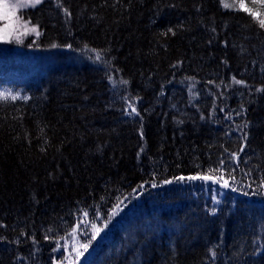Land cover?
Segmentation results:
<instances>
[{
    "label": "trees",
    "instance_id": "obj_1",
    "mask_svg": "<svg viewBox=\"0 0 264 264\" xmlns=\"http://www.w3.org/2000/svg\"><path fill=\"white\" fill-rule=\"evenodd\" d=\"M244 1L20 11L39 34L0 44V264H55L123 200L86 264H264V0Z\"/></svg>",
    "mask_w": 264,
    "mask_h": 264
},
{
    "label": "rangeland",
    "instance_id": "obj_2",
    "mask_svg": "<svg viewBox=\"0 0 264 264\" xmlns=\"http://www.w3.org/2000/svg\"><path fill=\"white\" fill-rule=\"evenodd\" d=\"M44 1V0H42ZM231 0H227L230 3ZM243 10H249L248 4L244 0H232L230 6L236 4ZM32 7L31 0H0V44H8L12 40H25L29 36H37L39 34L35 28L23 21L20 17V11L26 8ZM4 93L0 90V94ZM212 187L224 191L223 184L214 182ZM194 185V184H193ZM198 186V183L194 185V188ZM204 188H207L206 186ZM158 196H160L158 194ZM162 199H160L161 201ZM125 202H120L119 206L112 210L113 223L107 224V227L100 226L93 223L89 224L88 220L80 221L72 237L67 241L68 244H62L56 250L55 264H86L92 257L95 251L98 250L99 246L104 240L109 239L113 233L115 227H123L126 224L123 221L125 215ZM96 229H100L99 236H96ZM95 237V238H93ZM84 245H88L87 249Z\"/></svg>",
    "mask_w": 264,
    "mask_h": 264
},
{
    "label": "snow or ice",
    "instance_id": "obj_3",
    "mask_svg": "<svg viewBox=\"0 0 264 264\" xmlns=\"http://www.w3.org/2000/svg\"><path fill=\"white\" fill-rule=\"evenodd\" d=\"M40 3H42V0H31V6H32V7H35V6L39 5ZM58 6H60V5L58 4ZM224 6H225V7H228V5H226V4H225ZM65 12L67 13V9H65ZM168 31H169V32H172V29H169ZM165 34H167V33H165ZM172 34L175 35L174 32H172ZM52 47H56V45L53 44ZM67 47L71 48V45H67ZM85 47H87V46H85ZM97 58L99 59V57H97ZM109 79L111 80V77H109ZM122 83H123V84H127L128 81H122ZM235 83L240 84V83H243V82L237 80V81H235ZM14 98H15V97H13V99H14ZM130 107H131L132 113H136V109H135V107H132L131 105H130ZM130 114H131V113H130ZM136 115H139V113H136ZM245 138H246V135H245ZM233 155H235V154H233ZM221 163H223V162H221ZM174 179H176V180L179 182V181H183V180L185 179V177L181 176V177L174 178ZM187 179L190 180V181H195V180H198V179H199V180H202V181H207V180H211L212 178H211L210 176H190V177H188ZM164 183H165V184H171V183H173V181H172V180H165ZM262 183H264V182H262ZM152 186H153V187H156L155 184H153ZM141 187H142V186H141ZM223 187H224V188H227V187H228V183H227V181L224 182ZM249 187H251V186L249 185ZM233 191H235V189H233ZM244 195H248V193L245 192ZM213 199L215 200V197H213ZM214 211H215V209H213V212H214ZM105 227H107V224H105ZM100 231H101L100 229H96V236H99ZM93 238H95V237H93ZM87 247H88V245H84V248H85V249H87ZM213 255H214V253H213Z\"/></svg>",
    "mask_w": 264,
    "mask_h": 264
},
{
    "label": "bare ground",
    "instance_id": "obj_4",
    "mask_svg": "<svg viewBox=\"0 0 264 264\" xmlns=\"http://www.w3.org/2000/svg\"><path fill=\"white\" fill-rule=\"evenodd\" d=\"M225 119H226V121H228L227 118H225ZM198 197L199 198L197 199V202L200 203L201 205H204L205 209H209L208 204L205 202V200H204V198H203V196H202V194L200 192H198ZM178 202L182 203V200L178 199ZM247 208L253 209V207L251 205H248Z\"/></svg>",
    "mask_w": 264,
    "mask_h": 264
}]
</instances>
